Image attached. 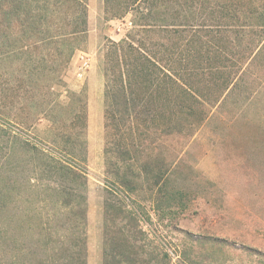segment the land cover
Segmentation results:
<instances>
[{
    "label": "trees",
    "instance_id": "1",
    "mask_svg": "<svg viewBox=\"0 0 264 264\" xmlns=\"http://www.w3.org/2000/svg\"><path fill=\"white\" fill-rule=\"evenodd\" d=\"M105 3L132 15L100 62L110 160L150 147L143 135L196 131L264 56V0ZM88 33V0H0V264H87L88 101L64 74ZM139 254L107 251L105 264H148Z\"/></svg>",
    "mask_w": 264,
    "mask_h": 264
},
{
    "label": "rangeland",
    "instance_id": "2",
    "mask_svg": "<svg viewBox=\"0 0 264 264\" xmlns=\"http://www.w3.org/2000/svg\"><path fill=\"white\" fill-rule=\"evenodd\" d=\"M88 4V38L64 74L67 87L88 101L87 264H105L107 251L123 259L124 248L140 250L131 259L148 264H264V56L210 105L196 131L143 135L150 147L129 154L113 147L110 160L100 62L105 46L125 37L132 15L113 16L105 0Z\"/></svg>",
    "mask_w": 264,
    "mask_h": 264
}]
</instances>
